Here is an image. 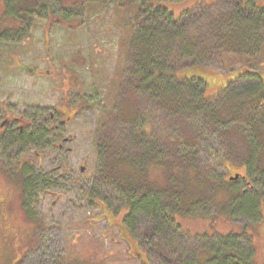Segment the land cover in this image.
<instances>
[{
	"label": "trees",
	"instance_id": "1",
	"mask_svg": "<svg viewBox=\"0 0 264 264\" xmlns=\"http://www.w3.org/2000/svg\"><path fill=\"white\" fill-rule=\"evenodd\" d=\"M97 1H83L82 9L94 15L93 3ZM106 1L121 9L117 20L121 35L117 87L113 82L109 93L120 92L118 97L111 96L101 105L103 118L99 126L101 123H106L102 128L111 126L121 143L112 134L103 133L101 141V134L97 135L99 164L94 183L101 188L102 209H109V203L104 201L108 197L122 203L128 209L122 227L129 232V218L139 214L146 217L147 223L139 231L137 244L145 243L149 246H144L148 252H160V257L155 254L159 264H191L188 241L184 238V229L178 227V219L195 216L191 213L206 200L203 192L209 182L199 176L207 177L205 174L211 169L207 166L198 169L191 159L197 155V141L199 136L203 137V131L227 141L224 147L228 154L221 163L228 171L241 174L237 180L219 176L218 183L223 188L219 192L224 197L215 192L212 199L220 198L221 204L231 208L229 217L235 216L236 209L242 206L245 210L236 214L237 218L254 221L261 218L264 74L254 68H264V2H201L177 16L166 4L183 0ZM2 2L6 11L4 23L25 27L21 32L0 30V44L6 45L28 39L30 30L36 26V18L49 17L55 11L61 14L59 17L66 18L76 11L74 6L69 8L61 1L56 3V10L46 0ZM11 56L13 59L14 55ZM215 66L229 70L238 68L229 75L231 80L225 81L227 76L224 83H220L214 95L209 93L202 78L179 75L189 68L215 72L212 68ZM160 120L173 124L170 132L166 128L158 129ZM173 132H177V136H173ZM165 140L172 142L171 155L174 156L173 146L175 154L179 155L174 157L175 163L163 161ZM242 176L249 183L247 189H231ZM106 215L105 212L104 217ZM236 238L234 232L219 234L212 254L205 253L197 259L212 264H252V260L242 261L236 251ZM125 241L122 252L119 250L110 258L99 259L93 253L85 257L86 262L123 264L120 256H126L127 260V254H132L130 259L144 263L142 256L130 252L133 247L129 239Z\"/></svg>",
	"mask_w": 264,
	"mask_h": 264
},
{
	"label": "rangeland",
	"instance_id": "2",
	"mask_svg": "<svg viewBox=\"0 0 264 264\" xmlns=\"http://www.w3.org/2000/svg\"><path fill=\"white\" fill-rule=\"evenodd\" d=\"M46 1L55 10L56 3L61 1L69 8L74 6L76 11L66 18L59 17L61 14L58 11L49 17L36 18V26L30 30L28 39L0 44V103L12 106L18 115L41 108L48 120L51 113L61 117L56 106L68 104L74 108L72 121L62 127L60 141H55L57 145L62 143L63 149H38L40 154L48 153V156L37 157L34 161L31 160L35 157L34 153L28 150L18 156L14 154V160L2 158L0 152V199L7 197L12 205L8 210L12 215L8 224L21 226L15 238L19 239L16 244L22 246L21 252H26L22 263L88 264L85 260L88 255L94 253L98 259L111 257L119 250L122 252L125 240L129 239L133 247L130 252L142 256L144 263L159 264L155 254L160 257V252H148L145 247L149 246L144 242V245L137 244L139 231L147 223L146 217L139 214L129 218V232L122 227L128 209L111 197L104 200L109 203V209H102L101 188L94 183L99 164L97 135L101 134V141L103 133L106 136L112 134L121 143L111 126L102 128L101 125L106 123L99 126L103 118L101 105L111 96L118 97L120 92L109 93L110 87L114 84L117 87L115 78L121 45L117 20L121 9L116 8L113 2L99 0L93 3L95 14L91 12L88 15V10L82 9L85 0ZM201 2L211 4L215 0H183L167 3L166 6L178 16ZM11 55H14L13 59ZM212 68L215 72L189 68L180 71L179 75L202 78L209 93L214 95L227 76L225 81L232 79L229 75L238 66L230 70L217 66ZM254 69L264 74V68ZM82 101L88 105H82ZM157 126L170 132L173 124L160 120ZM202 135L198 141L196 139L199 150L191 159L194 167L201 169L207 166L211 169L205 174L207 177L204 174L199 176L209 182L203 192L206 200L191 213L195 216L178 219V227L184 229V238L188 241L186 243L193 259L191 264H212L197 257L212 254L219 234L233 232L237 234L236 251L242 261L264 264V204H261V218L255 221L247 217L237 218L236 214L245 210L242 206L236 209L235 216H227L231 208L221 204L220 198L216 201L212 199L215 192L224 197L219 192L223 188L218 183V177H229V171L221 163L228 154L224 147L227 141L204 131ZM173 136H177V132H173ZM65 138L70 140L66 142ZM170 141L165 140L163 148L165 163H175L174 157H179L174 146V156L171 155ZM247 187L241 180L230 186L231 189ZM105 212L107 217H104ZM127 255V260L126 256H120L123 264H144L130 259L132 254Z\"/></svg>",
	"mask_w": 264,
	"mask_h": 264
},
{
	"label": "flooded vegetation",
	"instance_id": "3",
	"mask_svg": "<svg viewBox=\"0 0 264 264\" xmlns=\"http://www.w3.org/2000/svg\"><path fill=\"white\" fill-rule=\"evenodd\" d=\"M3 2L0 0V30L1 31H16L21 32L25 29L21 25L5 24L3 17L6 13L3 7ZM42 74V72H40ZM67 99V98H66ZM71 105L62 104L56 106V111L60 112V116L50 114V120L46 119V112L42 113L41 108L33 111L27 110L24 114H16L12 106L0 103V152L2 158L14 160L13 155H20L23 151L34 153L35 159L47 157L48 153L40 154L41 151L47 149H63L62 143L56 144L62 138V127L66 126L73 119L74 108ZM40 114V115H39ZM54 121V122H53ZM59 140V141H58ZM70 139L65 138L64 141ZM18 171V170H17ZM16 171V173H17ZM240 172H230L229 179H240ZM241 181L249 184L242 176ZM245 189V188H244ZM12 208L7 197L0 199V264H23L26 252H21V245L16 244L19 239L15 238L20 225L8 224L9 218L12 217L8 211ZM26 229V228H25ZM15 239V240H14ZM14 240V241H13ZM13 241V242H12ZM12 243V244H11ZM5 250L11 252H4Z\"/></svg>",
	"mask_w": 264,
	"mask_h": 264
},
{
	"label": "bare ground",
	"instance_id": "4",
	"mask_svg": "<svg viewBox=\"0 0 264 264\" xmlns=\"http://www.w3.org/2000/svg\"><path fill=\"white\" fill-rule=\"evenodd\" d=\"M29 163V162H28Z\"/></svg>",
	"mask_w": 264,
	"mask_h": 264
}]
</instances>
